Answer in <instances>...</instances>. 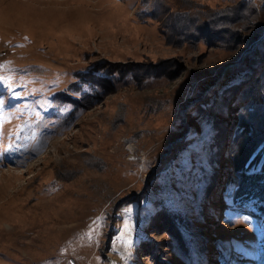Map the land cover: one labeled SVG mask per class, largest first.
Instances as JSON below:
<instances>
[{"label":"rangeland","instance_id":"1","mask_svg":"<svg viewBox=\"0 0 264 264\" xmlns=\"http://www.w3.org/2000/svg\"><path fill=\"white\" fill-rule=\"evenodd\" d=\"M247 154L264 0H0V264H264Z\"/></svg>","mask_w":264,"mask_h":264},{"label":"trees","instance_id":"2","mask_svg":"<svg viewBox=\"0 0 264 264\" xmlns=\"http://www.w3.org/2000/svg\"><path fill=\"white\" fill-rule=\"evenodd\" d=\"M225 90H223L222 93ZM248 158H249V154L245 155L242 158L237 159V162L239 161L240 163L239 165H241L240 169L243 170V171H238L239 172L238 175L242 178V186L240 192H242L243 194H248L252 192L253 194L252 197L262 200L264 199V166L262 167L263 169L262 172H260L259 170L257 174H248L249 165L245 168V170L242 168L243 165L248 160ZM234 162L236 163V158H234ZM247 190L249 192H246Z\"/></svg>","mask_w":264,"mask_h":264}]
</instances>
